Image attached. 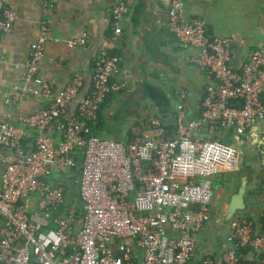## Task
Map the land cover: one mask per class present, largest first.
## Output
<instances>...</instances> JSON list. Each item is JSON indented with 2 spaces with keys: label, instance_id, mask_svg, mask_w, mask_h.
<instances>
[{
  "label": "built area",
  "instance_id": "built-area-1",
  "mask_svg": "<svg viewBox=\"0 0 264 264\" xmlns=\"http://www.w3.org/2000/svg\"><path fill=\"white\" fill-rule=\"evenodd\" d=\"M128 12L123 1L113 6L115 38ZM0 16V32L9 34L17 12L0 0ZM167 28L180 44L198 50L192 62L209 81L203 110L187 120L180 105L172 135L152 115L147 129L124 143L85 133V121L96 119L108 96L128 86L118 78L119 58L100 53L89 94L80 95L81 73L57 94L55 82L39 74L51 39L49 22H41L11 101L18 105L30 97L46 107L23 116L21 126L0 120V264H217L211 256L195 262L197 236L211 220L213 180L223 167L237 165V151L223 139L203 138L202 131L221 126L239 137L264 117V51H252L235 70L233 40L209 37L203 19L186 21L184 0L172 1ZM88 38L83 32L66 44L84 47ZM75 100L80 119L67 114ZM57 120L59 141L46 134ZM24 128L38 134L33 150L23 144ZM79 154L81 217L77 199L68 201L66 188L50 183L55 168H75ZM227 241L223 264H264V224L236 220ZM246 250L255 258L245 257Z\"/></svg>",
  "mask_w": 264,
  "mask_h": 264
},
{
  "label": "crops",
  "instance_id": "crops-1",
  "mask_svg": "<svg viewBox=\"0 0 264 264\" xmlns=\"http://www.w3.org/2000/svg\"><path fill=\"white\" fill-rule=\"evenodd\" d=\"M3 1L15 9L18 17L12 32H0L1 121L21 126L23 116L46 107L43 100L30 97L18 105L11 101L23 81L24 62L30 57L31 45L40 34L43 21L49 22L51 39L46 44L39 74L55 82L57 94L72 82L76 73H81L84 80L80 95L89 94L100 53L106 51L119 58L118 78L126 80L128 86L122 92L110 94L96 119L89 120L87 125L93 135L128 143L147 129L152 115L161 118L172 135L180 105L187 120L201 114L209 81L192 62L198 50L180 44L167 28L173 0H59L53 7L46 6L45 0ZM121 1L129 12L121 21V35L115 38L111 11ZM184 3L186 21L203 19L209 37L225 36L233 40L231 63L235 70H242L252 51H264V0H184ZM83 32L89 35L84 47L70 48L66 44ZM261 99L264 103V94ZM78 110L75 100L67 114L80 119ZM58 121L46 130L57 141ZM24 132L23 144L27 150H33L38 134L29 128H24ZM202 137L226 140L237 151V165L223 167L213 180L211 220L197 236L195 262L211 256L218 260L217 264H223L221 258L230 249L227 236L234 221L247 219L257 228L264 224V117L239 137L230 129L219 131L216 126L205 127ZM80 172L81 162L72 169L59 164L50 183L64 186L71 198L76 199ZM1 224L0 220V230ZM244 254L255 258L247 250Z\"/></svg>",
  "mask_w": 264,
  "mask_h": 264
},
{
  "label": "trees",
  "instance_id": "trees-1",
  "mask_svg": "<svg viewBox=\"0 0 264 264\" xmlns=\"http://www.w3.org/2000/svg\"><path fill=\"white\" fill-rule=\"evenodd\" d=\"M238 105V104H237ZM90 122L88 121V122H86V125L87 124H89ZM216 128L219 130V131H227V129H224V128H222L221 126H216ZM86 129L87 130H85V133L86 134H88V135H93L91 132H90V130H89V128H88V125L86 126ZM95 136V135H94ZM77 160H78V163H80L81 161H82V156L79 154L78 156H77ZM68 190V189H67ZM69 192V191H68ZM67 199H68V201H74V200H76L77 199V204H78V215H79V217H81V215H82V211H83V203H82V201L80 200V198H79V195H77V198L76 199H73V198H71V196H70V194L69 193H67Z\"/></svg>",
  "mask_w": 264,
  "mask_h": 264
},
{
  "label": "water",
  "instance_id": "water-1",
  "mask_svg": "<svg viewBox=\"0 0 264 264\" xmlns=\"http://www.w3.org/2000/svg\"><path fill=\"white\" fill-rule=\"evenodd\" d=\"M224 142H227L226 140H223Z\"/></svg>",
  "mask_w": 264,
  "mask_h": 264
}]
</instances>
